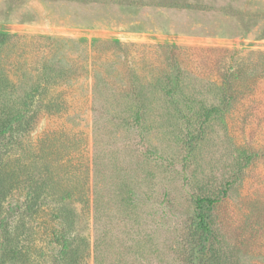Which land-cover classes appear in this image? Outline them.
<instances>
[{
    "label": "rangeland",
    "instance_id": "obj_1",
    "mask_svg": "<svg viewBox=\"0 0 264 264\" xmlns=\"http://www.w3.org/2000/svg\"><path fill=\"white\" fill-rule=\"evenodd\" d=\"M29 93L3 264H264V0H0V124Z\"/></svg>",
    "mask_w": 264,
    "mask_h": 264
},
{
    "label": "trees",
    "instance_id": "obj_2",
    "mask_svg": "<svg viewBox=\"0 0 264 264\" xmlns=\"http://www.w3.org/2000/svg\"><path fill=\"white\" fill-rule=\"evenodd\" d=\"M235 75H236L235 71L234 72L230 71L231 79L229 81V84L227 85V87L222 93V100L220 104L212 105L203 111L201 115L202 121H200L201 130H203L202 126L203 125L205 126V124L212 117L222 116L225 112L226 107H228L236 99V96H234L229 90L231 89V85H232L231 81L233 78H235ZM32 97H33L32 93L27 94L26 101L24 103L25 107L22 110L6 117L4 121L0 124V142L5 140L6 145H8L9 141H11V139H13L15 135L14 132L19 131L25 125V122L27 119L26 114L28 112V104H29V101L32 99ZM141 118H142V113L140 112V110L136 111L133 117L134 124L138 126ZM186 143L188 144V142ZM247 158H250V157H247ZM218 199H214L210 197H199V196L195 198V204L197 206V209H199V212H198L199 220L194 230L195 231L200 230L198 238L201 241L204 240V244H202V248H205V247L207 248L208 245L207 243L205 244V241L208 239V235L210 234L208 214L203 210L204 208L203 202H205L206 205L212 206L213 204L218 202L217 201ZM11 238H12L11 230L10 228H8L7 223L5 222V218L0 217V264H3L5 258L8 257L6 256V251H7L6 248L9 245V242L12 240ZM58 239H59L58 243L61 242L63 246L62 249H60V255H59V256H62L70 248L71 241L70 239H66V238L62 240L60 238Z\"/></svg>",
    "mask_w": 264,
    "mask_h": 264
}]
</instances>
